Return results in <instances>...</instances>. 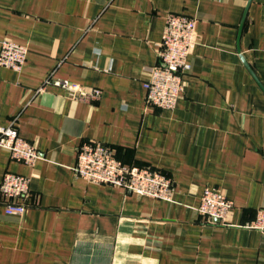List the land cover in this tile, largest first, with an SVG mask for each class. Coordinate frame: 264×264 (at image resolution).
<instances>
[{
	"label": "crops",
	"instance_id": "1",
	"mask_svg": "<svg viewBox=\"0 0 264 264\" xmlns=\"http://www.w3.org/2000/svg\"><path fill=\"white\" fill-rule=\"evenodd\" d=\"M169 14L196 20L184 92L172 110L147 104ZM28 49L0 67V123L17 119L40 153L33 168L0 147L7 172L28 176L38 206L7 215L0 264H264V0H0V44ZM65 80L98 100L47 86ZM85 141L174 182L172 201L75 176ZM205 188L233 202L229 226L198 214Z\"/></svg>",
	"mask_w": 264,
	"mask_h": 264
},
{
	"label": "built area",
	"instance_id": "2",
	"mask_svg": "<svg viewBox=\"0 0 264 264\" xmlns=\"http://www.w3.org/2000/svg\"><path fill=\"white\" fill-rule=\"evenodd\" d=\"M196 20L185 15L169 14L162 41L158 49V64L143 82L147 104L158 109L172 110L184 92V74L189 70V56L196 35ZM28 49L23 44L5 39L0 44V67L21 71L26 63ZM54 86L69 91L72 96L82 94V100H98L99 89L86 92L81 86L65 80L49 78L41 90ZM0 147L9 151L12 161L33 168L40 158L36 146L20 136L17 119L8 125L0 123ZM77 178L88 183L115 186L138 196L172 201L174 182L166 174L151 166L127 165L118 158L109 145L85 141L80 145L73 168ZM0 197L7 215H22L29 208L38 206L32 193L28 176L7 172L0 184ZM233 202L218 190L205 188L198 214L208 221L229 226V213ZM264 233V208L258 210L255 220L247 226Z\"/></svg>",
	"mask_w": 264,
	"mask_h": 264
}]
</instances>
